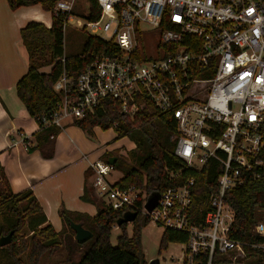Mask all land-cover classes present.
Segmentation results:
<instances>
[{"label": "built area", "instance_id": "1", "mask_svg": "<svg viewBox=\"0 0 264 264\" xmlns=\"http://www.w3.org/2000/svg\"><path fill=\"white\" fill-rule=\"evenodd\" d=\"M93 3L98 18H85V24L78 19L77 25L112 44L111 51L88 53L77 77L63 72L54 85L60 102L37 120L39 128H63L107 98L131 117L146 102L173 114L174 154L190 174L169 172L176 184L149 211L153 195L144 187L111 183L114 165L98 159L90 166L95 195L115 211L186 234L181 264H214L232 253L245 257L244 245L230 236L235 211L225 196L264 179V0H58L54 13L64 16L65 28L77 18V5L89 12ZM143 25L157 31L156 44ZM155 45L157 55L150 57L147 49ZM211 161L220 170L218 189L197 224L196 175ZM255 233L264 237V221ZM257 248L264 252V244Z\"/></svg>", "mask_w": 264, "mask_h": 264}, {"label": "trees", "instance_id": "2", "mask_svg": "<svg viewBox=\"0 0 264 264\" xmlns=\"http://www.w3.org/2000/svg\"><path fill=\"white\" fill-rule=\"evenodd\" d=\"M58 0H7L11 10L16 11L22 7L41 6L44 11L52 14V26L47 28L43 23L29 22L20 32L21 42L28 55V70L17 82L16 90L20 101L24 104L29 115L36 121L46 114H50L59 104L60 95L54 90V85L63 72L71 77H77L83 70L88 59V53H109L112 44L102 41L97 36H89L83 54L66 57L64 46V16L54 13ZM99 10L92 4L85 17L87 20H96ZM112 53V52H110ZM140 53V52H139ZM139 57V55H137ZM64 60V61H63ZM51 67L49 73L43 70ZM201 77H211L212 73L201 74ZM139 103V100H137ZM39 121V120H38ZM87 136L93 137L94 129L103 130L113 128L116 133L115 140L127 137L135 144L127 154L120 155L114 165V170L121 171L123 178L116 185L128 187L135 185L144 187L148 196L160 195L162 191L175 185L169 176L171 171H182L184 176L190 174L183 169V164L175 156V141L177 123L173 114L158 111L150 102L134 117L124 114L120 104L110 98L104 99L94 111H88L83 118L72 121ZM116 124V126H115ZM64 128L55 126H42L34 135L36 148L41 149L45 157H51L54 150V139ZM30 148L31 142L25 139ZM49 152H48V151ZM111 154L106 153L105 161ZM103 157V158H104ZM0 174L7 182L8 192L0 191V203L5 204V210L15 221L10 222L8 228L1 226V233L7 236L14 232V237L29 223L32 227L31 251L29 262L40 264L42 254L49 250L60 249L65 246L68 251L69 264H148L142 248V228L148 225V220L140 217L133 223L132 235L128 234L127 224L119 227L122 234L118 237L117 245L111 243L113 228L123 217L122 211H115L95 193L93 187L86 186L81 199L97 207L96 216L71 212L64 207L59 211L63 228L57 232L48 222L37 198L31 191L15 194L10 189L4 170ZM220 170L215 161H211L198 175L197 186L193 199L192 214L197 224L210 210L209 200L217 189V178ZM91 174L87 175V180ZM225 201L235 211V220L232 224L230 236L245 247L250 259L248 264H264V252L257 248L264 244V237L255 233V227L264 221V179L248 182L242 187L228 191ZM82 223L83 227L93 233V237L84 244L75 240V232L70 223ZM13 237V238H14ZM187 242V235L182 232L166 229L163 233L160 248H167L170 243ZM28 242L12 243L5 248L6 260L12 264H25L20 258L29 248ZM76 254L79 259L75 260ZM224 255H219L214 264H230Z\"/></svg>", "mask_w": 264, "mask_h": 264}, {"label": "crops", "instance_id": "3", "mask_svg": "<svg viewBox=\"0 0 264 264\" xmlns=\"http://www.w3.org/2000/svg\"><path fill=\"white\" fill-rule=\"evenodd\" d=\"M32 9L22 7L13 11L7 0H0V168L12 192L31 191L48 222L59 232L63 228L59 215L62 207L96 216L97 207L81 197L85 187L92 186L91 164L109 151L106 148L101 151L72 121L64 122V129L54 138L51 157H45L41 149L36 148L34 135L40 130L39 124L29 115L16 90L17 82L28 70V55L20 32L32 21L51 28L52 14L42 20L40 11ZM50 70L51 67H47L43 71L49 73ZM97 129L99 127L94 129V134ZM25 139L30 140V148ZM88 174L91 176L87 180Z\"/></svg>", "mask_w": 264, "mask_h": 264}, {"label": "rangeland", "instance_id": "4", "mask_svg": "<svg viewBox=\"0 0 264 264\" xmlns=\"http://www.w3.org/2000/svg\"><path fill=\"white\" fill-rule=\"evenodd\" d=\"M31 8H34L32 9L33 11L35 10L37 12L40 11L41 14L40 17L42 20L49 18V16L51 15L50 12L44 11L41 6H31ZM73 14L77 18H74V22H68V24H66L64 28V46H65L66 57H74V56L82 55L88 37L94 35L92 32L88 31L89 30L88 28L87 29L83 27L81 28L78 27L77 25L76 21L78 19L82 20L81 21L82 24H85L87 22L85 20V17L87 16L88 11L84 9V6L77 5L75 10L73 11ZM143 28H145L146 31L149 32L150 37L154 39L153 42L156 44L158 41L157 31L153 30L149 25H143ZM20 48H21L20 51L22 53V56H25L24 48L22 46H20ZM147 50L149 51V55H151L150 57L152 56L156 57L157 55L156 45L153 46V49L148 48ZM95 131H96L95 133L96 135H94L93 137L87 136L88 139L96 146H99L101 151L104 150V148H106L107 151H109L108 153L111 154L110 158L111 157L118 158L120 157V155L127 154L132 149H135L133 147L132 142L127 137L121 138L119 140H115L117 135L113 128L108 130H103L99 128ZM103 156H102V160L106 159V157L103 158ZM123 176L124 175L121 171L113 170L107 178L111 183H116L117 181L121 180ZM0 191L3 193H9L7 182L1 174H0ZM140 219L145 220L142 217H140ZM11 221L12 222L15 221L14 217L8 215V213L5 210V204L1 205L0 203V238L4 236L1 233V226L8 228V225H10ZM127 225H128L127 226L128 234L132 235L133 223ZM114 228L112 232L111 243L115 246L117 245L118 237L122 234V231L120 229H114ZM165 231L166 229L156 225L153 222H150L148 223V225L143 226L141 241H142L143 252L145 254V259L148 262V264L154 259H159L160 264H181V257L183 254V250L185 248V244L170 243L167 248L161 249L160 241ZM33 235L34 234L32 232V227L29 223L19 232V234H17L13 238V242L16 244H21L22 242H28V244L30 245V247L27 248L26 252L20 256V258L24 260L25 264H31L29 262V254L32 247L31 238L33 237ZM6 255H7L6 252L2 250V248L0 247V264H12L10 260H6ZM67 256H68V251L65 248V246H62L58 251L57 249H54L53 251L49 250L44 254H42L39 263L69 264L66 262ZM225 256L229 260H231L230 264H248V262L250 261L247 254L245 257L237 256L235 253L228 254ZM78 259H79V254H76L75 260Z\"/></svg>", "mask_w": 264, "mask_h": 264}, {"label": "water", "instance_id": "5", "mask_svg": "<svg viewBox=\"0 0 264 264\" xmlns=\"http://www.w3.org/2000/svg\"><path fill=\"white\" fill-rule=\"evenodd\" d=\"M117 157H111L109 158L108 162L111 165H115L117 162ZM159 200V195H153L148 201V204L146 206L147 210L152 211L156 205L157 201ZM137 214L133 212H126L123 217L117 222V227L119 228L123 224H132L136 221ZM70 227L75 232V240L79 244H84L87 241H89L93 237V233L83 227L82 223H70ZM14 232L9 233L7 236H3L0 238V247L3 248L5 246H8L12 244ZM149 264H160L159 259L152 260Z\"/></svg>", "mask_w": 264, "mask_h": 264}]
</instances>
